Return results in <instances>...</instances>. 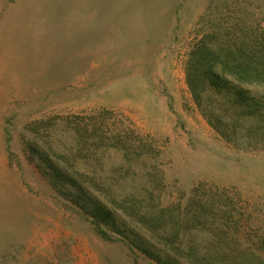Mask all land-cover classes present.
Wrapping results in <instances>:
<instances>
[{
    "label": "rangeland",
    "instance_id": "rangeland-1",
    "mask_svg": "<svg viewBox=\"0 0 264 264\" xmlns=\"http://www.w3.org/2000/svg\"><path fill=\"white\" fill-rule=\"evenodd\" d=\"M201 38L263 50L264 0H0V264H264V149L196 105ZM60 159L135 233L98 235Z\"/></svg>",
    "mask_w": 264,
    "mask_h": 264
},
{
    "label": "trees",
    "instance_id": "trees-1",
    "mask_svg": "<svg viewBox=\"0 0 264 264\" xmlns=\"http://www.w3.org/2000/svg\"><path fill=\"white\" fill-rule=\"evenodd\" d=\"M186 81L196 105L221 137L264 149V49L213 47L201 38L189 52ZM50 167L54 188L76 197L75 208L98 235L112 239L111 232L135 233L119 207L102 197L104 186L90 178L87 169L61 159Z\"/></svg>",
    "mask_w": 264,
    "mask_h": 264
}]
</instances>
